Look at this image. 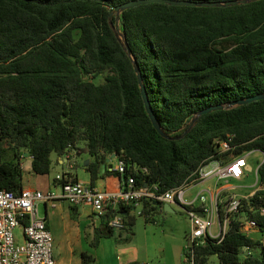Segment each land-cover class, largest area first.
<instances>
[{
	"label": "trees",
	"instance_id": "16d2710c",
	"mask_svg": "<svg viewBox=\"0 0 264 264\" xmlns=\"http://www.w3.org/2000/svg\"><path fill=\"white\" fill-rule=\"evenodd\" d=\"M124 1L0 0V188L21 190L26 157L32 172L47 174L51 153L71 158L80 143L90 156V184L107 173L122 182L132 175L137 185L156 184L157 192L196 177L202 162H227L246 150L264 153V98L200 114L188 128L208 105L264 93V0L141 3L120 11L119 38L112 11ZM124 40L167 136L152 125ZM98 75L103 78L96 82ZM216 139L230 147L219 149ZM112 154L125 162L123 173L108 168ZM66 179L77 176L63 172L60 181ZM263 182L264 159L258 166ZM261 192L242 198L239 211L263 229L264 213L256 209ZM129 207L107 206L100 213L103 234H114L108 219ZM163 208L161 201L144 199L141 214L147 220ZM240 215L230 218L222 239L206 235L203 244L191 245L190 257L183 248L188 264H207L211 255L218 264H264V242L241 230ZM123 216L120 229L128 240L135 215ZM243 246L252 252L241 255ZM80 257L83 264L94 261L86 251Z\"/></svg>",
	"mask_w": 264,
	"mask_h": 264
},
{
	"label": "built area",
	"instance_id": "2783aa9c",
	"mask_svg": "<svg viewBox=\"0 0 264 264\" xmlns=\"http://www.w3.org/2000/svg\"><path fill=\"white\" fill-rule=\"evenodd\" d=\"M218 147L226 150L230 147L225 139H216ZM251 150H246L241 154L233 155L227 162L220 159H211L202 162L196 169V177L190 181H184L179 185L157 192V185L151 184L137 185L134 176L128 175L122 182L119 189L109 190L99 188L90 184L89 181L76 179H66L60 181L62 174L58 173L54 176L55 182L60 186L59 193L54 190L43 191L36 188L22 187L19 192L10 189L0 188V264H55L53 256V238L49 227L47 226L43 216L39 214L38 203L41 200L52 197H62L72 205L89 204L91 208L103 213L107 206L119 207L130 206L123 213L115 212L108 219L109 226L121 228L124 226V214H131L135 211L142 213V203L144 199L153 202L161 201L173 202L181 201L182 205H189L185 208L190 217L191 230L187 234V240L184 245L186 250L192 256L191 245L203 244L206 235L210 237H218L222 239L224 236L230 218L239 214L241 219L240 228L242 231L255 230L261 232V237H257L264 242V228L261 229L255 218L248 214L240 212L242 198L252 195L257 188L263 190L258 194L259 204L256 209L260 214L264 213V182L258 183V166L264 159L262 151V159L257 163L254 172L256 177V185L246 194L230 193L226 199H223L221 192L224 187L219 189H211L206 187L203 191H199L192 199L185 200L184 192L188 185L205 181L208 178H215V184L219 179H225L231 175H240L243 171L244 162L247 154ZM68 166H74V160L68 157ZM252 168V166H250ZM115 169L120 173L126 170L125 162L122 158H116ZM250 168V169H251ZM245 169V168H244ZM198 200L199 204H194ZM200 211L202 214H198ZM25 224L21 227V241H17L14 229L20 226L21 221ZM215 226V229H213ZM215 230V231H214ZM252 249L249 246H243L241 255L249 254ZM186 258V256H185Z\"/></svg>",
	"mask_w": 264,
	"mask_h": 264
},
{
	"label": "crops",
	"instance_id": "0c3cea01",
	"mask_svg": "<svg viewBox=\"0 0 264 264\" xmlns=\"http://www.w3.org/2000/svg\"><path fill=\"white\" fill-rule=\"evenodd\" d=\"M82 149H84L87 154V156H83V165L85 167L89 162L90 156L85 146ZM75 152V150L71 152V157L74 160V164H77V152ZM55 161L66 167L68 166L69 160L66 154L63 153L61 155L55 154ZM106 161L111 164V166H108L109 169L115 167V156L111 155ZM22 166L23 168H30V156L25 158ZM250 166V163L246 162L244 168L249 170L251 168ZM67 171L72 172L65 169L60 172V174ZM58 173L59 172L56 174ZM72 173L77 176L76 172ZM54 176L51 179H47L42 185L36 184L33 186L30 184H23V187L36 188L43 191L54 190L56 193H59L60 186L53 180ZM77 179L81 178L77 176ZM81 180L88 181L89 176ZM120 182L118 175L107 173L105 176L99 177L94 185L99 188L116 190L119 189ZM207 187L216 190L224 187L221 192L223 199H226L230 193H236L230 190L228 181H225L220 186L215 184L213 187L209 185ZM40 204L42 205V211H39ZM169 207L171 208L170 205ZM38 211L39 214L44 217L52 233L55 264H83L80 257L82 251H86L94 256V261L87 264H125L132 260L149 262L148 257L139 253V248L136 249L134 246L128 245L127 242L130 241L132 237L128 240L121 241V239H117L115 231L112 235L103 234L102 227L105 224L104 218L101 217L100 213L94 211L89 204L72 205L66 199L57 196L39 201ZM114 228L118 229L116 227ZM17 229H19L18 231L21 234V228L17 227ZM96 236L98 238L97 244L92 245V240Z\"/></svg>",
	"mask_w": 264,
	"mask_h": 264
},
{
	"label": "rangeland",
	"instance_id": "374dc122",
	"mask_svg": "<svg viewBox=\"0 0 264 264\" xmlns=\"http://www.w3.org/2000/svg\"><path fill=\"white\" fill-rule=\"evenodd\" d=\"M103 75H98L94 78L96 82L102 80ZM81 149L77 151L76 158L77 164L70 168L69 166H62L55 161V153H51L52 162L50 171L47 174H36L30 170V168H24L23 170V184H30L35 186L36 184L42 185L47 179H51L57 172L63 170H70L76 172L77 176L81 179L88 177V171L83 165V156H87L84 149V144L80 143ZM86 159V158H85ZM262 159V154L259 150H251L244 162L250 163L251 169L247 170L243 168V172L240 175H231L226 178L229 182L230 190L238 194H245L249 192L256 185V177L254 169L257 163ZM215 178H208L205 181H200L194 184H190L186 187L184 192L185 200L192 199L199 191H203L208 185L210 187L215 186ZM225 182V179H219L217 186H220ZM207 194L206 191H203ZM222 196V194H221ZM226 198V197H225ZM194 204H199L196 200ZM172 210H157L148 214L149 219L145 220L144 214H138L133 211L131 214L135 215V221L132 226L133 233L132 239L126 241L128 245L139 248V253L148 257V261L152 264H186V258L183 254V248L187 240V234L191 230L190 217L181 201L170 202ZM39 211H42V205L39 206ZM19 227V226H18ZM20 228V227H19ZM215 229V226H213ZM19 229H14L15 238L17 241H21V234ZM215 231V230H214ZM248 235L257 238L261 237L260 231L246 230ZM115 233L119 237L121 235V241H125L124 237L127 235L124 229H115ZM264 233V231H263ZM207 264H218L216 255H211Z\"/></svg>",
	"mask_w": 264,
	"mask_h": 264
},
{
	"label": "water",
	"instance_id": "95a60500",
	"mask_svg": "<svg viewBox=\"0 0 264 264\" xmlns=\"http://www.w3.org/2000/svg\"><path fill=\"white\" fill-rule=\"evenodd\" d=\"M151 1H160V2H166L169 4H178V5H229V4L239 3V2H246L248 0H225V1H218V0H202V1H196V0H127V1H124V2L117 4L113 8V11H112V12L116 13L113 28H114V30H115V32L119 38L121 35L120 29H119V24H118V18H119L120 11L127 8V7H131V6H135V5H138L141 3H146V2H151ZM112 12L109 13V17L112 15ZM123 44H125L128 55H129L130 59L132 60L134 71L136 73L138 85L140 88V93H141V96H142V99L144 102L145 109L149 115L151 122H152V125L156 128V130L161 135L167 136V134L162 130L160 123H159L157 117L155 116V114L151 108L150 101H149L148 96H147V91H146L145 86L142 82L141 73L139 71V68H138V65H137L135 59L132 56L131 49L125 40H124ZM258 98H264V93H256V94L247 96L245 98H239V99L230 101L226 104L217 103V104L208 105V106L196 111V113L190 119L188 128L191 127V125L193 124L195 119L200 114H203V113H206V112H209L211 110L218 109V108H228V107L234 106L236 104L249 102L253 99H258ZM85 149L87 150L86 146H85ZM112 155L114 156V154H112ZM163 206H164L165 210H171L168 202L163 203ZM198 214H202V213L200 211H198ZM186 264H188V263H186Z\"/></svg>",
	"mask_w": 264,
	"mask_h": 264
}]
</instances>
